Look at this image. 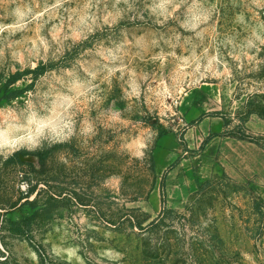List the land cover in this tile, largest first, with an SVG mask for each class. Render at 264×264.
Returning a JSON list of instances; mask_svg holds the SVG:
<instances>
[{
    "label": "rangeland",
    "instance_id": "rangeland-1",
    "mask_svg": "<svg viewBox=\"0 0 264 264\" xmlns=\"http://www.w3.org/2000/svg\"><path fill=\"white\" fill-rule=\"evenodd\" d=\"M15 73L0 264H264V0H0Z\"/></svg>",
    "mask_w": 264,
    "mask_h": 264
},
{
    "label": "trees",
    "instance_id": "trees-1",
    "mask_svg": "<svg viewBox=\"0 0 264 264\" xmlns=\"http://www.w3.org/2000/svg\"><path fill=\"white\" fill-rule=\"evenodd\" d=\"M45 66L43 63H40L36 68L32 69L30 71V73L34 74V77H37L38 75H41L42 73H44L45 71ZM22 74L21 73H15L13 74L8 81H6L5 83H3L0 91L3 93L2 98H5L7 100L12 99L13 97L17 96L19 92H21V89L19 88H15L13 85L19 81V79L21 78ZM26 152H18L16 153V157L19 159V155L23 154L25 155ZM20 160V159H19ZM174 165V164H173ZM34 190V188H30L29 192H32ZM28 192V193H29ZM155 220L152 221L150 223V225H154L155 224ZM139 227L142 229L143 226L142 224H139Z\"/></svg>",
    "mask_w": 264,
    "mask_h": 264
},
{
    "label": "water",
    "instance_id": "water-1",
    "mask_svg": "<svg viewBox=\"0 0 264 264\" xmlns=\"http://www.w3.org/2000/svg\"><path fill=\"white\" fill-rule=\"evenodd\" d=\"M20 158H21V159H23V158H24V156H23V155H20Z\"/></svg>",
    "mask_w": 264,
    "mask_h": 264
},
{
    "label": "flooded vegetation",
    "instance_id": "flooded-vegetation-1",
    "mask_svg": "<svg viewBox=\"0 0 264 264\" xmlns=\"http://www.w3.org/2000/svg\"><path fill=\"white\" fill-rule=\"evenodd\" d=\"M21 155V154H20ZM20 155H19V158H20Z\"/></svg>",
    "mask_w": 264,
    "mask_h": 264
}]
</instances>
